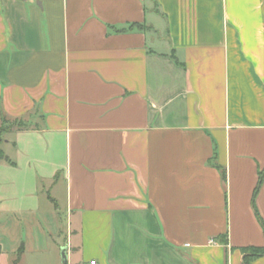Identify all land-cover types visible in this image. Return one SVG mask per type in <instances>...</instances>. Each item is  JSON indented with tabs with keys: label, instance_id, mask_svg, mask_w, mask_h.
<instances>
[{
	"label": "crops",
	"instance_id": "crops-1",
	"mask_svg": "<svg viewBox=\"0 0 264 264\" xmlns=\"http://www.w3.org/2000/svg\"><path fill=\"white\" fill-rule=\"evenodd\" d=\"M1 117L0 264L264 248V0H0Z\"/></svg>",
	"mask_w": 264,
	"mask_h": 264
},
{
	"label": "trees",
	"instance_id": "trees-1",
	"mask_svg": "<svg viewBox=\"0 0 264 264\" xmlns=\"http://www.w3.org/2000/svg\"><path fill=\"white\" fill-rule=\"evenodd\" d=\"M140 28H142L140 26ZM26 128V125L24 122L22 121H9L7 120L5 117H1V127H0V144L3 141V136L5 134L8 133H12L15 131H20ZM6 157L4 155V153L2 152L1 148H0V161H6ZM263 175H264V171L259 173L258 176V182L257 185L255 187L254 190V196L257 194L258 190L261 187L262 184V180H263ZM224 176V174H223ZM257 216V213H256ZM257 219L264 231V225L262 223V220L257 216ZM242 253L244 254V264H248L251 260H253L254 258H257L259 256H263L264 255V248H246V249H242ZM21 255V249L18 250L17 252V258L14 261V264L17 263V261L19 260V257Z\"/></svg>",
	"mask_w": 264,
	"mask_h": 264
},
{
	"label": "rangeland",
	"instance_id": "rangeland-1",
	"mask_svg": "<svg viewBox=\"0 0 264 264\" xmlns=\"http://www.w3.org/2000/svg\"><path fill=\"white\" fill-rule=\"evenodd\" d=\"M0 127H1V122H0ZM2 144V143H1ZM1 144H0V148H1ZM22 224V231L26 228V226ZM13 224L9 222L8 218H1L0 219V238L3 242H8V239L10 236H12L13 233ZM20 228V229H21ZM17 256H14V258L12 259V264H14V261L16 260Z\"/></svg>",
	"mask_w": 264,
	"mask_h": 264
},
{
	"label": "water",
	"instance_id": "water-1",
	"mask_svg": "<svg viewBox=\"0 0 264 264\" xmlns=\"http://www.w3.org/2000/svg\"><path fill=\"white\" fill-rule=\"evenodd\" d=\"M66 250H67V248L63 247L60 251V258H61L62 263H66V261H67Z\"/></svg>",
	"mask_w": 264,
	"mask_h": 264
},
{
	"label": "built area",
	"instance_id": "built-area-1",
	"mask_svg": "<svg viewBox=\"0 0 264 264\" xmlns=\"http://www.w3.org/2000/svg\"><path fill=\"white\" fill-rule=\"evenodd\" d=\"M90 264H95V262L94 261H91Z\"/></svg>",
	"mask_w": 264,
	"mask_h": 264
}]
</instances>
